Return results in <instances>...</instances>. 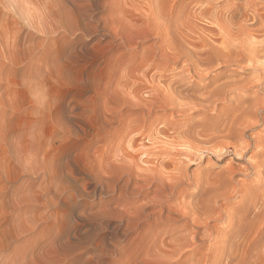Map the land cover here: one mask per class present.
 Here are the masks:
<instances>
[{"label": "bare ground", "instance_id": "obj_1", "mask_svg": "<svg viewBox=\"0 0 264 264\" xmlns=\"http://www.w3.org/2000/svg\"><path fill=\"white\" fill-rule=\"evenodd\" d=\"M135 1L139 16L113 21L111 36L133 48L152 42L115 66L111 95L152 119L170 113L145 132L146 142L136 122L122 126L117 143L122 188L151 194L160 207L138 241L156 263L252 264L264 248V181L261 190L248 181L264 171V0ZM196 112L207 114L180 125ZM228 157L215 173L196 171L205 158ZM228 200L232 206L222 208ZM174 219L183 223L160 229Z\"/></svg>", "mask_w": 264, "mask_h": 264}, {"label": "rangeland", "instance_id": "obj_2", "mask_svg": "<svg viewBox=\"0 0 264 264\" xmlns=\"http://www.w3.org/2000/svg\"><path fill=\"white\" fill-rule=\"evenodd\" d=\"M45 3L47 6L43 7ZM137 3L135 0H0V115L7 117L14 128L23 126L18 80L31 70L40 58V53L28 47L32 43V36L40 38L35 41L39 48L45 34H49L50 39L46 49L52 54L53 78L59 82L58 92L63 94L68 89L74 90L72 100L81 109V117L86 121L85 123L93 124L95 121L96 124L104 122L106 125L103 129L102 141L92 149L93 158L96 155L107 158L106 180L97 181L101 183L102 190L95 207L90 206L93 235L110 231L113 237L120 239L121 236L132 233L123 246L131 264H136L137 261L140 264H164L153 260L152 251L146 242L138 241L140 236L146 234L145 225L153 222L155 217L148 215L158 211L160 207L152 202L151 194L139 195L131 192L129 188H122L127 180V174L121 168V153L117 143L123 135L122 126L136 124V122L137 125L139 124L138 127L140 125L143 127L144 135H140V138L142 137L140 140L146 142L145 135L149 128L160 126L170 113L156 111L155 113L161 114L162 117L152 119L149 115L142 114L139 108L134 107V109L130 105H124L120 98L111 95L118 73L114 70L115 66L124 63L128 53L139 54L146 51L145 48L152 42V39H147L133 48L123 43L118 37L111 36L113 27H110L113 21L139 16L134 10ZM220 6L217 4L216 8L219 9ZM122 7L128 11L123 12ZM56 49L60 51L56 52ZM183 64L181 61L174 64L169 72L177 73ZM90 65H92V71L85 75ZM110 72L113 73L112 77ZM250 73L252 74L250 71L245 75L251 76ZM107 76L112 79L110 83H107ZM33 90L39 97L40 86L33 85ZM204 113L196 112L190 118L176 116L174 120L180 117L179 123L183 125L195 121L199 116H204ZM160 122L161 124H158ZM36 131H39L38 127ZM142 141L139 146L135 144V148H139ZM88 142L94 143V137L89 136ZM149 144L147 142L146 146ZM168 154L171 155V153ZM263 157L264 155L259 159H264ZM84 158L85 160L89 158L87 151ZM228 161L229 157L219 162L205 158L195 167L200 174L215 173ZM262 172L254 179L248 180L253 185L256 183L254 187L256 190L263 188L261 183L264 181V171ZM184 187L183 185L182 188ZM174 201L170 199L169 203ZM231 203L233 204V200L225 201L221 207L230 208ZM15 207L19 212V224L23 228H27L34 219H39L43 211V208L34 206L27 196ZM233 213L240 214L239 210ZM121 221H124L123 227H121ZM182 223L183 221L179 219L165 220L161 222L160 229L176 227ZM221 232L220 230L217 235L220 239H224L225 235ZM176 263L177 260L171 264Z\"/></svg>", "mask_w": 264, "mask_h": 264}, {"label": "clouds", "instance_id": "obj_3", "mask_svg": "<svg viewBox=\"0 0 264 264\" xmlns=\"http://www.w3.org/2000/svg\"><path fill=\"white\" fill-rule=\"evenodd\" d=\"M38 39L33 35L28 47L40 53L39 61L18 80L24 124L14 128L0 115V264H131L123 246L132 233L120 239L110 231L93 235L90 206L95 207L102 190L97 181L106 180L107 158H93L92 149L102 141L106 125L85 123L72 100L74 90L58 92L46 49L49 34L39 48ZM91 71L92 65L85 75ZM25 196L43 208L27 228L19 224L15 207ZM252 264H264V248Z\"/></svg>", "mask_w": 264, "mask_h": 264}]
</instances>
